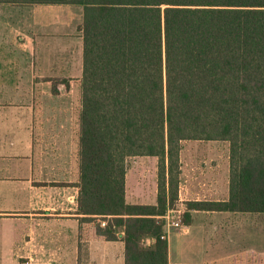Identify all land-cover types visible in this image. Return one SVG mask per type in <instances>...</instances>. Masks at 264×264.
<instances>
[{
    "label": "trees",
    "instance_id": "1",
    "mask_svg": "<svg viewBox=\"0 0 264 264\" xmlns=\"http://www.w3.org/2000/svg\"><path fill=\"white\" fill-rule=\"evenodd\" d=\"M4 4L83 9L78 214L124 243L125 264H170L158 218L178 200L184 142H227L230 163L228 199L189 202L187 218L264 214V0ZM51 81L54 95L60 85L70 91L71 80ZM133 157L158 160L156 204L127 202ZM243 255L230 264H264Z\"/></svg>",
    "mask_w": 264,
    "mask_h": 264
},
{
    "label": "crops",
    "instance_id": "2",
    "mask_svg": "<svg viewBox=\"0 0 264 264\" xmlns=\"http://www.w3.org/2000/svg\"><path fill=\"white\" fill-rule=\"evenodd\" d=\"M29 19L31 24L26 26V36L34 39V28L39 21H34L31 16ZM79 35L80 44H83L81 33ZM36 38L44 42L48 37L45 39L37 35ZM70 40L71 37L67 38L66 44L71 43ZM44 43L30 52L33 56L36 54L35 62L24 64V68H18L16 64H5L1 69L15 72L26 69L30 75L35 70L43 73L52 70L53 77L73 78L74 57L66 53L53 63L45 59ZM81 49L82 58L80 50L76 68L78 81L83 67ZM1 76L4 77L0 78V264H125L124 243L100 237L96 224L82 222V215L78 214L80 111L70 119L63 112L34 110L32 95L33 87L37 84L34 79L29 76L27 80H18L12 78L10 73ZM51 82L50 79L44 83L48 85ZM27 87L31 88V94H28V90H19ZM23 97L27 104L15 106L18 104L14 102L22 101ZM6 103L8 106H3ZM225 166L227 174L222 182L225 184L223 189L219 190L218 184H212L205 190L206 193L208 190L209 196L216 197L219 194L221 197L194 201L228 199L229 154ZM242 214L256 215L193 211V218L199 215L226 217L232 225V220ZM214 230L216 236L217 229ZM221 236L217 238L221 246L222 243L231 245L232 238L228 240L226 237L223 240ZM219 248L218 252L211 253L209 260L192 264H227L225 260L231 259L229 256L214 257L220 253ZM229 248L232 250L231 246ZM250 251L259 252L253 249ZM169 261L170 264H189L180 258L172 260L170 244Z\"/></svg>",
    "mask_w": 264,
    "mask_h": 264
},
{
    "label": "rangeland",
    "instance_id": "3",
    "mask_svg": "<svg viewBox=\"0 0 264 264\" xmlns=\"http://www.w3.org/2000/svg\"><path fill=\"white\" fill-rule=\"evenodd\" d=\"M33 17L34 21L39 24L35 25V38L26 36V30L31 24L29 17ZM83 20V10L79 6L73 5H0V78L3 75L10 73L15 79L27 80L33 78L36 85L33 87V104L34 110L59 111L66 114L67 117H72L80 111L81 91L80 80L77 68V58L79 51L83 44H80V32L78 24ZM43 25V26H42ZM44 28V29H43ZM45 37L47 43L45 59L51 62H57L59 57L63 54L70 53L75 59V68L73 80L70 91H66L61 86L58 97H52L53 90L56 89L55 81L48 85V79L56 80L53 77L52 70L48 72L34 71L33 74H28L26 69L15 72L14 70H2L1 66L5 64H16L18 68H24V64L30 65L35 60V55H31V51H35L41 44L37 35ZM71 37V43L67 42V38ZM68 48V49H67ZM58 52V53H57ZM60 65V64H59ZM7 68V67H6ZM14 67H12L13 69ZM65 78V77H60ZM81 79V78H80ZM54 85V86H53ZM19 90H28L31 94V88H19ZM25 93V91H24ZM31 98V97H29ZM14 103L17 107L27 104L24 101L16 100ZM31 104V102H30ZM8 106V104H3ZM71 119V118H70ZM69 119V120H70ZM229 154V144L227 142H204V141H189L184 142L181 151V181L179 189L178 200L171 206L173 208H184L183 226H186L188 220L190 227L188 232L186 229H171L169 232L170 249L172 250V260L180 258L189 264L200 263L209 260L211 253H216L214 257L243 255L246 258L259 255L264 258V214L256 215H240L238 219L232 220L234 224L231 225L230 220L226 217H206L199 215L193 218V212L187 218V204L194 200H213L221 197L219 194L209 196L208 185L218 184L219 190L223 189L225 184H222L226 177L227 157ZM127 202L129 204H145L153 205L157 202V158L153 157H133L127 160ZM222 185V186H221ZM212 187V186H211ZM195 216V215H194ZM221 218V219H219ZM227 225V226H226ZM235 226V227H234ZM221 227L224 230L221 231ZM217 235L215 236V230ZM185 229V230H184ZM219 235L221 239L231 240V245L227 243L218 242ZM150 241L148 240L149 244ZM220 244V245H218ZM217 245V246H216ZM232 247V250L229 247ZM217 247V248H216ZM217 249V250H214ZM247 249V250H245ZM253 249L254 252L250 251ZM214 250V251H213ZM250 251V252H249ZM234 253V254H233ZM233 256H230L232 255ZM212 256V258H214ZM224 259V258H223ZM225 260V263L232 261ZM258 260V257L255 261ZM223 262V261H222ZM224 263V262H223Z\"/></svg>",
    "mask_w": 264,
    "mask_h": 264
},
{
    "label": "built area",
    "instance_id": "4",
    "mask_svg": "<svg viewBox=\"0 0 264 264\" xmlns=\"http://www.w3.org/2000/svg\"><path fill=\"white\" fill-rule=\"evenodd\" d=\"M185 214L184 208H169L167 213L164 216H161L158 218L160 222L164 224V236L163 239H166L169 241V232L171 229H186V232H188V229L183 226L182 220L183 215ZM106 223H102V226L104 227ZM184 229V230H185Z\"/></svg>",
    "mask_w": 264,
    "mask_h": 264
}]
</instances>
